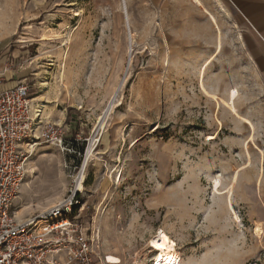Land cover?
Instances as JSON below:
<instances>
[{"label": "rangeland", "instance_id": "1", "mask_svg": "<svg viewBox=\"0 0 264 264\" xmlns=\"http://www.w3.org/2000/svg\"><path fill=\"white\" fill-rule=\"evenodd\" d=\"M198 1L0 0V37L71 143L35 146L17 219L78 186L116 264L159 263L164 235L168 264H264V87L228 2Z\"/></svg>", "mask_w": 264, "mask_h": 264}, {"label": "built area", "instance_id": "2", "mask_svg": "<svg viewBox=\"0 0 264 264\" xmlns=\"http://www.w3.org/2000/svg\"><path fill=\"white\" fill-rule=\"evenodd\" d=\"M0 77V264H113L94 230L76 217L81 200L78 186L51 206L17 219L12 201L27 174V161L41 142L69 150L62 126L39 120L30 87L23 81L3 87Z\"/></svg>", "mask_w": 264, "mask_h": 264}, {"label": "crops", "instance_id": "3", "mask_svg": "<svg viewBox=\"0 0 264 264\" xmlns=\"http://www.w3.org/2000/svg\"><path fill=\"white\" fill-rule=\"evenodd\" d=\"M226 1L233 14L239 18L243 25V32L249 53L261 76V82L264 87V0ZM18 47L19 46L15 47L14 44H11V42L6 40L5 37H0V77H2L3 80V87H13L23 82L26 77L25 74L27 69L25 68L27 65L25 64L23 55L18 50ZM38 105H40L39 102L33 97V109L36 110ZM48 110L49 111L47 112L44 107L40 108L39 120L51 121L54 123L62 122V120H64L63 116L56 115L52 109ZM28 215H23L19 217V219H23ZM110 257L115 258L112 255H108L107 260L110 263L116 264L115 261L113 262L109 259ZM93 264H104V262L103 260H96Z\"/></svg>", "mask_w": 264, "mask_h": 264}, {"label": "bare ground", "instance_id": "4", "mask_svg": "<svg viewBox=\"0 0 264 264\" xmlns=\"http://www.w3.org/2000/svg\"><path fill=\"white\" fill-rule=\"evenodd\" d=\"M195 2H199L198 0H194ZM212 17V16H211ZM41 107H43V105H38L37 106V109H36V111H40V108ZM111 107V106H110ZM101 119H102V117H101ZM103 121V120H102ZM209 137H213V136H209ZM33 151H34V149H33ZM32 151V152H33ZM32 152H31V154H32ZM29 160V159H28ZM27 163H28V161H27ZM84 165H85V162H84ZM246 167V166H245ZM26 168H27V166H26ZM27 172H28V169H27ZM119 177H120V174H119V171H117V173H116V179H117V181L119 180ZM234 179H235V177H234ZM211 181V180H210ZM80 186V185H79ZM219 186H220V182H219V179L218 178H212V186H211V188H212V191H213V193L214 194H217V195H221V194H223V193H226L227 191H219ZM230 187V186H229ZM231 193V192H230ZM227 205H228V210L231 212V213H233V215H234V221H237V216L235 215V212H233V207H232V202H231V199H230V196H228V199H227ZM260 225L258 224L257 226H256V228H255V233L256 234H258V235H260L261 234V231H260V227H259ZM162 243L163 244H165L166 246H165V248L164 247H162L161 249H162V256H161V259H160V262L159 263H156V264H168V260H169V258H170V253H171V251L172 250H174L175 249V247H176V242L174 241V240H172V239H170L169 237H167V236H163L162 237Z\"/></svg>", "mask_w": 264, "mask_h": 264}]
</instances>
